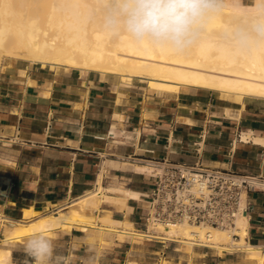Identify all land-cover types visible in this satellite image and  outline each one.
<instances>
[{
	"label": "crops",
	"instance_id": "0c3cea01",
	"mask_svg": "<svg viewBox=\"0 0 264 264\" xmlns=\"http://www.w3.org/2000/svg\"><path fill=\"white\" fill-rule=\"evenodd\" d=\"M240 102L200 87L159 90L136 77L122 83L112 73L11 60L0 69V245L23 264L26 237L2 244L4 219H20L29 206L42 213L56 209L93 189L99 172L107 196H115L108 188L129 190L125 210L113 201H101L100 210L140 230L135 227L142 224L153 178L123 162L198 160L264 176V98ZM201 133L197 156L190 141ZM246 199L245 241L264 249V190L250 191ZM98 225L49 235L64 264H244L238 252L198 249L192 255L175 247L184 257L162 240L134 242Z\"/></svg>",
	"mask_w": 264,
	"mask_h": 264
},
{
	"label": "bare ground",
	"instance_id": "6f19581e",
	"mask_svg": "<svg viewBox=\"0 0 264 264\" xmlns=\"http://www.w3.org/2000/svg\"><path fill=\"white\" fill-rule=\"evenodd\" d=\"M110 2L0 0V57L41 66L119 74L125 80L136 77L159 90L179 91L181 86H190L215 90L239 102L243 97L264 98V39L252 38L241 44L236 35L237 30H247L258 18H264V0L214 1V9L205 14L189 41L179 50L168 45L138 42L124 31L119 38L111 39V31L117 29L107 23L109 13L115 8ZM120 165L145 173L153 169L149 163L123 162ZM103 189L99 172L93 189L70 199L55 211L42 213L29 206L22 210L20 219L4 217L7 229L2 243L20 241L39 229L52 235L57 228L94 226L99 221L100 228L114 230L121 236L178 242L186 254L192 253L193 245L213 247L220 253L242 249L254 264H264L262 247L245 241L246 215L235 218L232 231L237 237L224 228L188 221L167 224L151 221L147 230L138 231L131 228L130 222L114 220L108 210L99 208L101 201H113L117 208L125 210L129 190L108 188L106 190L115 195L110 197ZM97 211L101 214H96ZM0 264H17L10 259L9 246H0Z\"/></svg>",
	"mask_w": 264,
	"mask_h": 264
},
{
	"label": "built area",
	"instance_id": "2783aa9c",
	"mask_svg": "<svg viewBox=\"0 0 264 264\" xmlns=\"http://www.w3.org/2000/svg\"><path fill=\"white\" fill-rule=\"evenodd\" d=\"M203 143V133L190 141L197 156ZM148 151L153 152L151 149ZM143 162H149L153 168L151 173H147L153 178V183L144 195L146 208L143 220L146 230L151 221L165 224L188 221L224 228L237 237L232 231L235 218L239 215L247 216L250 208L246 194L264 190L263 175L206 166L198 160L189 164L163 157L143 159ZM152 238L155 237L148 239Z\"/></svg>",
	"mask_w": 264,
	"mask_h": 264
},
{
	"label": "clouds",
	"instance_id": "9594fccd",
	"mask_svg": "<svg viewBox=\"0 0 264 264\" xmlns=\"http://www.w3.org/2000/svg\"><path fill=\"white\" fill-rule=\"evenodd\" d=\"M214 7V0H117L107 23L138 42L168 45L179 50ZM236 35L241 44L252 38L264 39V18H258L247 30H237ZM23 254V264H64L45 229L26 237Z\"/></svg>",
	"mask_w": 264,
	"mask_h": 264
},
{
	"label": "rangeland",
	"instance_id": "374dc122",
	"mask_svg": "<svg viewBox=\"0 0 264 264\" xmlns=\"http://www.w3.org/2000/svg\"><path fill=\"white\" fill-rule=\"evenodd\" d=\"M214 1H219L220 3H226V2H228V3H245V2H246V1L244 2V1H242V0H214ZM110 3L116 6V4H117V0H111ZM121 32H123V30H121V29L112 30L111 33H110V35H109V37H111V39L115 40V39L119 38ZM11 60H14V59L8 58V57H6V56H1V57H0V69L3 68V67H5V66H7V65L11 62ZM43 66H45V65H43ZM116 75H117L118 77L120 76L119 74H116ZM133 78H135V77H133ZM133 78H132V79H133ZM120 79H121L122 83H127V82H131V81H132V79H130V80H125V79H122L121 77H120ZM146 83H147V82H146ZM55 210H56V209H51L50 211H55ZM50 211H47V212H50ZM47 212H45V213H47ZM98 213H99V212H98ZM95 221H96V219H95ZM0 222H1V221H0ZM120 227H121V225H120ZM134 227H135V226H134ZM131 228H132V227H131ZM135 228L140 229V230H138V231L146 230V225H145L144 220H142V224L136 226ZM5 229H7L6 226H5ZM134 230H135V229H134ZM118 235H119V234H118ZM119 236H120V237H128V239H131V240L134 241V242L145 241V238H138V237H136V236H134V235H126V236H121V235H119ZM120 239H125V238H120ZM154 239L162 240L161 238H152L151 240H154ZM162 241H164L165 243L168 244V248H167L168 251H175L176 253H179L181 256L186 257V255H182V254L179 252V251H182V250H181L182 247L180 246V245H181L180 243H178V242H174V241H170V240H164V239H163ZM1 243H2V240H1ZM2 244H3V243H2ZM0 246H1V245H0ZM175 247H176L179 251L176 250ZM180 248H181V249H180ZM198 249H199V250H200V249H203V250H207V251H209V252H215V253L218 252L219 254H221L216 248H213V247H205V246H201V245H193V246H192V255L194 254V251H195V250H198ZM222 252H226V253L238 252L239 255H240V257L243 258V263H244V264H254V263H255L254 260L246 258L245 251H243L242 249L223 250ZM262 252H263V254H264V249H263V248H262ZM161 262L166 263L167 261L164 259V260H161Z\"/></svg>",
	"mask_w": 264,
	"mask_h": 264
}]
</instances>
